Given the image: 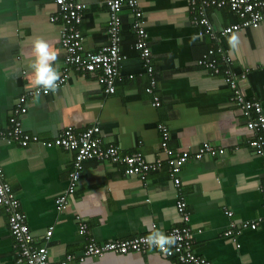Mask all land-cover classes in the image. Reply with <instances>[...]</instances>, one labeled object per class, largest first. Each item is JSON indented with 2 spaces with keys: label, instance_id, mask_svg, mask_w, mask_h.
<instances>
[{
  "label": "crops",
  "instance_id": "1",
  "mask_svg": "<svg viewBox=\"0 0 264 264\" xmlns=\"http://www.w3.org/2000/svg\"><path fill=\"white\" fill-rule=\"evenodd\" d=\"M76 1L84 5L78 26L82 52L95 53L107 42L106 9L99 0ZM139 5L156 72L151 94L144 91L147 75L132 48V19L122 10L120 52L125 59L119 64L114 92L104 94L91 75L70 70L55 93L25 100L20 122L24 132L40 140L53 139L66 127L79 133L96 126L101 143L114 145L119 155L139 151L145 161L158 159L161 166L140 180L124 175L119 164L85 161L76 188L66 196V208L60 212L54 199L67 185L72 153L33 143L23 148L0 143L2 181L17 201L34 246L43 245L45 231L52 229L47 252L53 262L70 255L73 259L66 264H176L155 251L108 253L77 261L88 240L102 243L148 236L183 224L158 146L156 126L161 124L173 150L193 152L203 142L223 150L220 156L190 159L178 174L192 253L209 264H264V165L247 146V117L230 100L221 73L196 65L209 41L190 23L192 14L185 0H139ZM54 9L53 0H0V130L6 127L18 98L32 89L27 65L35 39L58 50L62 72L59 23L49 21ZM205 17L217 33L236 22L226 8H208ZM217 35L227 58L226 64L219 59L217 64L222 70L245 74L239 89L247 100L258 101L264 114V24ZM232 36L236 37L234 47L228 42ZM154 96L157 107L152 105ZM74 217L82 218L85 235L78 233ZM238 222L257 225L254 230L235 225L232 235L224 236L229 224ZM16 258L7 215L0 207V264H19Z\"/></svg>",
  "mask_w": 264,
  "mask_h": 264
},
{
  "label": "built area",
  "instance_id": "2",
  "mask_svg": "<svg viewBox=\"0 0 264 264\" xmlns=\"http://www.w3.org/2000/svg\"><path fill=\"white\" fill-rule=\"evenodd\" d=\"M106 9V44L95 53L82 52V38L78 26L82 19L84 5L76 0H53L54 12L49 18L52 23H59V44L64 51L63 69L60 81L67 78L68 71L74 70L81 75H91L96 83L103 88L104 94L114 92V83L119 79L118 67L125 59L120 52L121 18L120 12L126 10L132 19V29L135 40L132 48L137 51L138 59L144 73L147 75L148 84L144 91L151 94L156 85V72L152 67V61L148 47L145 43L146 35L142 28L139 0H99ZM189 11L192 14L190 23L198 26L199 36H206L209 43L204 53L195 62L197 66L210 71L212 74L222 75L224 84L230 91V100L247 117L245 127L250 133L247 141L248 148L252 153L262 159L264 165V114L258 101L247 100L241 93L238 83L245 81L244 73H233L228 68L221 69L216 60L222 64L227 63L224 51L218 45V35L226 36L246 28H256L264 24V0H185ZM208 8H226L236 18V22L221 29L217 33L205 17V10ZM35 89H30L18 98L13 105L11 113L7 118V124L0 130V143L9 145L15 144L19 147H26L28 144H38L43 148L57 147L72 153L70 171L67 175V185L54 199L56 211H63L66 208V196L73 194L76 185L81 177L83 163L85 161L107 162L119 164L122 173L126 176H136L143 180L146 173L154 171L161 166L160 160L152 162L145 161L139 151H134L129 155L121 156L118 149L112 144H103L98 138L99 129L90 126L79 133H75L71 127L64 128L59 135L50 140H40L35 135L24 132L21 128V117L26 112L25 100L34 95ZM48 94V93H47ZM41 91L40 95H47ZM152 105L159 106L158 98H152ZM156 129L160 135L159 149L164 155V162L167 168V176L175 190V211L179 216L182 225L172 227L166 231L165 235L175 237L176 243L170 247L167 253H161L156 248H149L143 241L146 236H136L128 239H115L112 241L95 243L88 240L77 257V261L82 263L85 258H102L108 253L124 255L127 253H145L155 251L161 256L173 259L176 264H209L203 258L192 253V240L186 212L185 202L179 192L178 174L181 167L190 159L200 160L203 157H215L223 154L221 148L214 147L208 143H201L193 152L173 150L168 147L167 129L159 124ZM2 171L0 166V207L7 215V228L12 238V249L16 253V261L19 264H66L73 257L66 255L62 261L53 262L49 259L47 252V242L51 236L52 229L49 227L44 234V244L33 245L32 233L28 230L24 216L17 210L16 199L10 193L6 183L2 181ZM264 208V196L261 198ZM228 217L230 212L225 213ZM78 223V233H87L86 225L82 218L74 217ZM238 225V229L256 228L257 222H238L229 224L223 232L224 236H231V229ZM237 231H240L238 230Z\"/></svg>",
  "mask_w": 264,
  "mask_h": 264
},
{
  "label": "clouds",
  "instance_id": "3",
  "mask_svg": "<svg viewBox=\"0 0 264 264\" xmlns=\"http://www.w3.org/2000/svg\"><path fill=\"white\" fill-rule=\"evenodd\" d=\"M228 42L230 47H234L236 37L232 36ZM57 61L58 50L51 47L41 38L35 39L31 45V53L27 65L31 73L30 84L35 89V97L39 98L41 91L46 94L57 91L61 77L60 66ZM143 241L149 248H156L161 253H167L170 247L176 243L174 236L165 235L159 230L151 232L143 238Z\"/></svg>",
  "mask_w": 264,
  "mask_h": 264
},
{
  "label": "bare ground",
  "instance_id": "4",
  "mask_svg": "<svg viewBox=\"0 0 264 264\" xmlns=\"http://www.w3.org/2000/svg\"><path fill=\"white\" fill-rule=\"evenodd\" d=\"M111 254V253H110Z\"/></svg>",
  "mask_w": 264,
  "mask_h": 264
}]
</instances>
